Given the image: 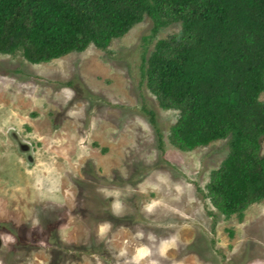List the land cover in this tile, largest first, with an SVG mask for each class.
I'll return each mask as SVG.
<instances>
[{
	"label": "rangeland",
	"instance_id": "1",
	"mask_svg": "<svg viewBox=\"0 0 264 264\" xmlns=\"http://www.w3.org/2000/svg\"><path fill=\"white\" fill-rule=\"evenodd\" d=\"M152 27L39 64L0 53V264H264V200L240 219L207 196L229 139L170 140L179 110L142 67L181 24Z\"/></svg>",
	"mask_w": 264,
	"mask_h": 264
},
{
	"label": "trees",
	"instance_id": "2",
	"mask_svg": "<svg viewBox=\"0 0 264 264\" xmlns=\"http://www.w3.org/2000/svg\"><path fill=\"white\" fill-rule=\"evenodd\" d=\"M146 16L151 37L181 24L142 67L161 107L179 110L170 140L191 151L229 139L207 196L242 219L264 200V0H0V53L39 64L106 49Z\"/></svg>",
	"mask_w": 264,
	"mask_h": 264
},
{
	"label": "water",
	"instance_id": "3",
	"mask_svg": "<svg viewBox=\"0 0 264 264\" xmlns=\"http://www.w3.org/2000/svg\"><path fill=\"white\" fill-rule=\"evenodd\" d=\"M13 137L16 140L19 151L26 154L28 162L32 164L34 162V156L31 152V146L28 143L21 141L16 135Z\"/></svg>",
	"mask_w": 264,
	"mask_h": 264
}]
</instances>
